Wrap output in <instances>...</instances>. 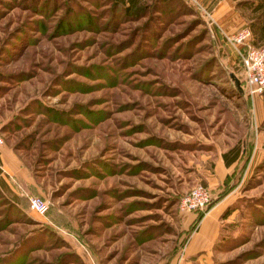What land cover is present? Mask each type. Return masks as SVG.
Returning a JSON list of instances; mask_svg holds the SVG:
<instances>
[{
    "label": "rangeland",
    "instance_id": "obj_1",
    "mask_svg": "<svg viewBox=\"0 0 264 264\" xmlns=\"http://www.w3.org/2000/svg\"><path fill=\"white\" fill-rule=\"evenodd\" d=\"M136 1L0 0V139L24 172L0 184V264H187L221 203L190 264H264V96L228 41L249 28L257 46L264 0ZM213 1L234 18L220 24ZM197 185L212 204L190 220L178 205Z\"/></svg>",
    "mask_w": 264,
    "mask_h": 264
},
{
    "label": "built area",
    "instance_id": "obj_2",
    "mask_svg": "<svg viewBox=\"0 0 264 264\" xmlns=\"http://www.w3.org/2000/svg\"><path fill=\"white\" fill-rule=\"evenodd\" d=\"M252 33L249 28H242L228 38L234 47L239 48L238 56L241 62L245 90L250 97L264 94V45L253 46L250 44ZM241 50V51H240ZM3 141L0 139V146ZM211 195L207 187L197 185L186 193L179 201L180 213H199L209 208ZM29 209L43 215L47 205L39 198L29 201ZM196 231V230H195Z\"/></svg>",
    "mask_w": 264,
    "mask_h": 264
},
{
    "label": "crops",
    "instance_id": "obj_3",
    "mask_svg": "<svg viewBox=\"0 0 264 264\" xmlns=\"http://www.w3.org/2000/svg\"><path fill=\"white\" fill-rule=\"evenodd\" d=\"M214 11L217 16V21L220 24L228 23L227 21L233 19L235 16L229 9V5L222 2H219L215 6ZM238 161L231 164L229 167H226L223 161L218 163L215 169V175H212L210 178H205L208 187L210 189H218L216 190L218 192L220 190L219 187L223 186L225 178L230 176L231 171ZM22 173H24L22 166H20L15 155L7 147L0 146V178L6 183V177ZM221 205L222 203L219 205L216 204L202 216L198 231L195 234H191L192 237L190 236V240L184 246L182 250V259H184L187 264L193 262L195 258L199 260L198 255L204 252L205 246L211 243L217 236V226L215 225L217 222L215 220L220 219L221 211L226 208L225 206L223 207V205L221 207ZM195 216L196 214L193 213L188 215L187 218L193 220Z\"/></svg>",
    "mask_w": 264,
    "mask_h": 264
},
{
    "label": "trees",
    "instance_id": "obj_4",
    "mask_svg": "<svg viewBox=\"0 0 264 264\" xmlns=\"http://www.w3.org/2000/svg\"><path fill=\"white\" fill-rule=\"evenodd\" d=\"M115 1H117V3L119 2L121 5H123L125 3L123 6H125L126 12H128V13H132V10L137 6L136 0H115ZM234 1H236V0H234ZM207 2H208V0L206 1V3ZM217 4H218V1H213L212 3L210 2L209 3V12ZM254 10L257 13H262L261 15H264V2L257 5ZM256 25H253V32H254V36H255L254 37V39H255L254 44H257V46H262V45H264V19L261 22L260 27H259L260 24H258V28L257 27L255 28L254 26H256ZM263 96H264V94H263ZM240 155H241V153L238 151V149L233 148V149L229 150L227 153H224L222 155V161L226 167H229L231 164H233L239 160ZM0 184L3 187H6V183L1 178H0ZM211 204H210V206H211ZM230 213H231V209H230V207H228L224 211V213L222 215V219H226L230 215ZM201 218H202V216H201ZM196 224H197V222L195 221L194 224L191 226V229L194 228Z\"/></svg>",
    "mask_w": 264,
    "mask_h": 264
},
{
    "label": "water",
    "instance_id": "obj_5",
    "mask_svg": "<svg viewBox=\"0 0 264 264\" xmlns=\"http://www.w3.org/2000/svg\"><path fill=\"white\" fill-rule=\"evenodd\" d=\"M232 77V76H231ZM234 83H235V85L238 87L239 86V83H238V81L236 80V79H234Z\"/></svg>",
    "mask_w": 264,
    "mask_h": 264
}]
</instances>
